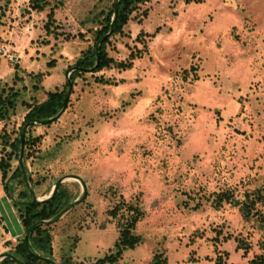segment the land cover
I'll return each instance as SVG.
<instances>
[{"label":"rangeland","instance_id":"rangeland-1","mask_svg":"<svg viewBox=\"0 0 264 264\" xmlns=\"http://www.w3.org/2000/svg\"><path fill=\"white\" fill-rule=\"evenodd\" d=\"M48 1L38 11L30 0H0V83L22 93L15 113L0 120V157L11 150L6 139L16 137L28 111L21 99L40 102L47 89L63 86L69 65L92 42L112 0ZM51 7L55 18L48 28ZM253 8L264 10V3ZM124 42L112 37L109 54L126 58ZM255 53L256 81L248 93L232 99L240 104L237 114L233 106L230 112L209 114L207 100L200 98L204 113L196 110L197 102L185 98L188 86H182L181 73L170 76L145 112L133 115L127 110L142 91L123 86V70L96 73L112 79L109 83L96 82L91 73L77 79L70 106L51 124L35 122L28 132L32 138L41 135L31 142L25 160L28 172L43 182L37 198L48 197L54 180L68 174L80 175L87 184L86 197L50 223L51 258L58 264H95L108 253L118 232L113 223L102 224L116 221L107 211L120 196L138 200L146 214L136 227L142 243L114 264H152L155 255L170 257L169 264H242L259 252V233L243 220L238 206L213 203V193L222 189L233 188L239 198L245 189H264V46ZM54 58L56 65L48 66ZM62 182L74 196L81 195L78 179ZM4 192L0 173V197ZM0 208V253L16 255L14 246L24 230L8 200L1 199Z\"/></svg>","mask_w":264,"mask_h":264},{"label":"trees","instance_id":"trees-1","mask_svg":"<svg viewBox=\"0 0 264 264\" xmlns=\"http://www.w3.org/2000/svg\"><path fill=\"white\" fill-rule=\"evenodd\" d=\"M185 1L200 2L202 0ZM158 2H160V0H118L117 12L116 15H114L116 0H112L109 11L101 19L100 27L93 31L92 42L83 47L79 51V54L74 58V62L69 65V69L72 71L70 75L65 78L63 86L61 88L55 87L54 89H47L46 97L40 102L31 104L21 99V103L25 104L28 111L26 112L24 120L18 129L16 137L10 142L9 139H6V142L10 146L11 150L9 153L0 157V173L5 194L17 213L24 233L26 229L35 222L51 219L69 202L73 201V199L75 200L77 196L73 195L72 189H70L68 183L61 182L55 196L51 200L42 202L32 199L19 162L14 167L11 163L13 156L18 158V152L20 150V131L23 125L29 122L24 135V165L27 171V178L32 183L34 192L37 195V188H39L38 186L43 182L35 180L31 173L28 172L25 160L30 154L29 150L31 148V142L34 143L35 139L38 140L41 138V135L33 138L28 135L29 129L37 125V123L30 121L36 119H46L57 113L63 103L67 91L68 80L72 82V89L63 112L70 106V96L74 92L78 78L85 76L86 73H91L94 75L96 82L109 83L110 81L112 82V79L105 77L103 74L97 75L96 73L109 68L125 70L132 67L133 60L145 54L149 38L154 36L160 28H156V30L151 34L145 33L142 29L134 39H131L130 25L132 22L141 24L145 21L149 17L153 4ZM168 2H170L169 5L173 4V0H168ZM231 3L235 8L239 10L242 8L245 10L244 5H240L238 1L231 0ZM259 3L263 4L264 1H247V10H249V7L251 8L256 5L259 6ZM48 5H50L48 0H30L31 8L38 11L44 10ZM47 16V27L50 28V26L54 25L53 22L55 18L52 7ZM247 20L248 22H252L253 19L251 20L250 17H248ZM111 24V33L98 45V40L109 31ZM114 36L124 40V43L129 50L127 57L124 59L112 56L108 52L107 46L110 43L111 38ZM128 43L130 45H128ZM55 49L57 50V48ZM194 57L195 55H192L190 61L186 64H183V62L177 63V66L173 68L171 73V75L174 73L175 75L176 73L182 74L181 84L184 87H186L187 84L188 88H185L187 93L189 92L190 84H193L201 78L199 73L200 61L194 59ZM56 62L57 61L54 58L48 61L47 64L48 66L54 67ZM35 76L42 77L43 73H36ZM172 82L170 86H173ZM21 94L20 89L0 83V120L8 118L11 114L15 113ZM43 124L49 125L51 122ZM56 181L57 179H55L52 183L51 192L53 191ZM17 187L18 191L15 193L14 189H17ZM213 194L215 196L213 203L216 207L220 206L224 201L232 202L234 205L238 206L243 220L246 223H250L251 227L259 233V237L255 242L259 252L255 253L249 261L242 264H264V189L262 187L245 189L240 198L235 196V190L233 188L222 189L219 192H214ZM156 203H158V201H154L153 205ZM73 207L69 208L63 213V215H65ZM107 214L111 216L112 219H116V221H104L102 228L107 227L109 223H113L117 229L118 236L109 252L102 257L97 258L95 264H114L119 260L125 250L134 249L143 241L142 237L136 233V227L138 221L146 214V209L141 203H139L138 200L126 201L122 196H120L119 202L109 209ZM51 226V224L40 223L30 231L29 248L32 252H34L33 254L28 252L23 234L14 246V252L16 253L14 256L26 264H50L49 262L42 260L36 254L48 257L52 256L53 249ZM248 235L252 236V233H248ZM235 239L238 241L240 237H235ZM237 248H240L239 245ZM243 248H245L244 252L247 251V244ZM167 260V257H164L161 260L158 255H155L152 264H165ZM0 264L22 263L11 257L4 256L0 260Z\"/></svg>","mask_w":264,"mask_h":264},{"label":"crops","instance_id":"crops-1","mask_svg":"<svg viewBox=\"0 0 264 264\" xmlns=\"http://www.w3.org/2000/svg\"><path fill=\"white\" fill-rule=\"evenodd\" d=\"M236 1L243 4L245 10L232 6L231 0H173L171 5L168 0H160L153 4L145 21L131 23V39L142 29L147 34L160 29L149 38L145 54L134 59L132 67L119 73L125 88L142 91L127 110L128 114L145 112L152 99L168 84L177 63H188L192 55L200 61L201 78L190 84L185 98L197 102L195 109L202 114L205 106H200L197 98L207 100L209 114L230 112L231 106L235 114L239 113L240 104L233 103L232 99L248 93L256 81L254 63L258 56L255 52L264 46V10L253 7L247 10V1L252 0ZM248 17L256 19L255 26H251ZM1 199L10 202L5 192ZM169 261L170 257L167 264Z\"/></svg>","mask_w":264,"mask_h":264},{"label":"water","instance_id":"water-1","mask_svg":"<svg viewBox=\"0 0 264 264\" xmlns=\"http://www.w3.org/2000/svg\"><path fill=\"white\" fill-rule=\"evenodd\" d=\"M117 1L116 0V3H115V9H114V15H116V12H117ZM113 24V23H112ZM112 24H111V27L109 29V31L103 35L99 40H98V45L100 44V42L105 38L107 37L111 31H112ZM67 77H68V74H67ZM72 89V82L70 80H68V87H67V91H66V94H65V97H64V100H63V103L61 105V107L59 108V110L57 111V113L52 116V117H49V118H46V119H36V120H33V121H30V122H40V123H46V122H51L55 119H57L60 114L62 113V111L64 110L65 106H66V103L68 101V98H69V94H70V91ZM29 122H27L25 125H23L21 131H20V152H19V159H18V162H19V165H20V168L22 169V172H23V176L25 178V182L29 188V191H30V194H31V197L32 199L36 200V201H42V202H45V201H48V200H51L58 188H59V185L60 183L64 180V178L66 177H72V178H76L78 179L80 182H81V185H82V193L79 197H77L75 200L69 202L60 212H58L55 216H53L51 219H48V220H41V221H38V222H35L34 224H32L31 226H29L25 233H24V239H25V245H26V248L28 250L29 253L33 254L34 252H32L29 248V233L30 231L35 227L37 226L38 224H50V223H53L55 222L56 220H58L64 212H66L69 208L77 205L79 202H81L87 195V184L85 182V180L78 174H68L66 176H63V177H60L55 185H54V188H53V191L51 192V194L46 197V198H43V199H39L36 197L35 195V192H34V189L33 187L30 185V181L28 180L27 178V175H26V170H25V167H24V164H23V161H22V156H23V149H24V135H25V130H26V127H27V124ZM38 255L42 260H45L51 264H58L53 258L51 257H48V256H44V255H39V254H36ZM4 256H8V257H11L13 259H15L16 261L22 263V264H26L24 262H22L21 260L17 259L12 253L10 252H2L0 253V259Z\"/></svg>","mask_w":264,"mask_h":264}]
</instances>
